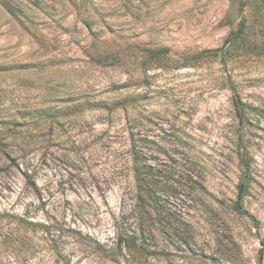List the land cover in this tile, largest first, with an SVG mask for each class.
<instances>
[{
  "label": "rangeland",
  "instance_id": "rangeland-1",
  "mask_svg": "<svg viewBox=\"0 0 264 264\" xmlns=\"http://www.w3.org/2000/svg\"><path fill=\"white\" fill-rule=\"evenodd\" d=\"M15 1L39 9H0V264H264V0H91L89 32Z\"/></svg>",
  "mask_w": 264,
  "mask_h": 264
},
{
  "label": "trees",
  "instance_id": "trees-1",
  "mask_svg": "<svg viewBox=\"0 0 264 264\" xmlns=\"http://www.w3.org/2000/svg\"><path fill=\"white\" fill-rule=\"evenodd\" d=\"M71 6L75 9L76 18L81 23V25L87 29V31H91L92 25L96 24L95 22L105 24L103 17L98 12H90L88 10H82L85 5L91 0H68ZM243 3L244 0H241ZM124 11V15L127 19H137L139 17L141 11L146 7L144 3L140 1L136 6H133L132 3L125 1L122 4ZM0 9L5 11L10 17L15 20L24 21L27 23L34 21V14L30 11L32 9H39L37 1L32 3V7L29 9H25L21 7L15 0H0ZM107 24V23H106ZM108 26V25H107ZM166 49L164 48H156V49H146L145 54L149 59H161L165 56ZM213 57H217L219 54L218 50L211 51L207 53ZM130 155L132 159V173L134 178V184L136 189V196L138 199V205L135 206L139 212H146V206H150L152 211L156 212V214L162 213L161 205L154 198V193L152 190L151 181L147 180L149 176L150 167L143 163L142 158L140 157L141 153L136 150L135 141L130 139ZM234 210L240 213V205L236 203L234 205ZM118 246H122L123 248L130 249L131 246H134L135 243L130 239V237L125 234L118 235Z\"/></svg>",
  "mask_w": 264,
  "mask_h": 264
},
{
  "label": "water",
  "instance_id": "water-1",
  "mask_svg": "<svg viewBox=\"0 0 264 264\" xmlns=\"http://www.w3.org/2000/svg\"><path fill=\"white\" fill-rule=\"evenodd\" d=\"M240 191H241V189H240ZM240 191H239V193H240Z\"/></svg>",
  "mask_w": 264,
  "mask_h": 264
}]
</instances>
